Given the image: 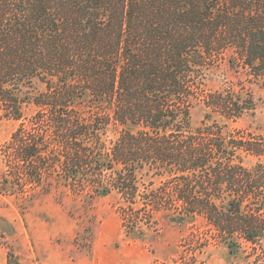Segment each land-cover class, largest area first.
Instances as JSON below:
<instances>
[{
  "label": "rangeland",
  "instance_id": "rangeland-1",
  "mask_svg": "<svg viewBox=\"0 0 264 264\" xmlns=\"http://www.w3.org/2000/svg\"><path fill=\"white\" fill-rule=\"evenodd\" d=\"M214 61L206 77L199 75L190 128L180 131L127 130L108 113L33 103L17 120L0 105V264L263 262L243 240L232 253L207 214H185L183 197L245 190L246 178L230 173L264 161L251 150L264 145V74L238 50H220ZM44 92L36 84L34 95ZM230 100L236 104L224 107ZM87 119L97 122L95 131L85 128ZM223 143L226 156L218 153ZM90 151L107 155L111 166L102 174L84 167L72 182L69 165ZM184 155L209 162L169 159ZM138 159L144 167H134ZM98 183L109 193L98 195Z\"/></svg>",
  "mask_w": 264,
  "mask_h": 264
},
{
  "label": "trees",
  "instance_id": "trees-1",
  "mask_svg": "<svg viewBox=\"0 0 264 264\" xmlns=\"http://www.w3.org/2000/svg\"><path fill=\"white\" fill-rule=\"evenodd\" d=\"M225 48L264 74V0H0V105L17 120L33 103L108 113L127 130L189 129L199 75L214 69ZM38 83L46 92L34 95ZM231 100L224 107L236 104ZM83 122L96 130L94 120ZM218 148L228 155L224 143ZM251 150L264 158V145ZM169 159L209 162L196 155ZM142 164L138 159L134 167ZM108 166L107 155L90 151L66 176L76 182L84 167L102 174ZM230 174L246 178L245 190L183 197L185 214H207L232 253L243 240L260 251L263 262L254 264H264V161ZM95 190L109 193L102 183Z\"/></svg>",
  "mask_w": 264,
  "mask_h": 264
}]
</instances>
